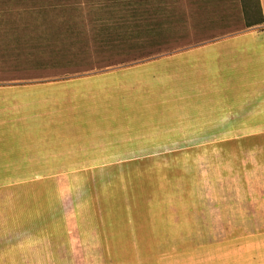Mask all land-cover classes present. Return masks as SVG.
<instances>
[{
    "label": "rangeland",
    "instance_id": "obj_1",
    "mask_svg": "<svg viewBox=\"0 0 264 264\" xmlns=\"http://www.w3.org/2000/svg\"><path fill=\"white\" fill-rule=\"evenodd\" d=\"M216 2L222 32L258 17L255 0ZM155 3L158 23L165 13L154 14ZM126 9L0 0V95L11 97L0 121H11L23 150L13 181L0 182V207L23 264H213L214 244L219 254L229 233L252 232L244 222L260 204L247 197L241 158L184 149L197 139L181 132L179 76L171 86L161 62L144 64L157 57L129 63L126 42L97 46L128 32L115 27ZM171 21L162 19L164 30ZM119 59L127 63L96 69Z\"/></svg>",
    "mask_w": 264,
    "mask_h": 264
},
{
    "label": "crops",
    "instance_id": "obj_2",
    "mask_svg": "<svg viewBox=\"0 0 264 264\" xmlns=\"http://www.w3.org/2000/svg\"><path fill=\"white\" fill-rule=\"evenodd\" d=\"M216 1L164 0L165 15L158 17H172V21L166 23L169 31L164 30V23L160 29L168 37H181L182 46L144 64L161 62L171 86L179 76L181 132L187 142L189 135L197 139L184 149L232 151L244 166L242 178L250 183L247 197L257 198L260 204L244 222V230L252 232L232 231L227 242L219 243V254L214 244L213 264H264V0H258L263 22L247 27L254 23L250 20L245 30L235 33L222 32L227 28L221 27L224 17L212 9ZM210 33L213 40L194 43L195 38ZM7 99L11 97L0 95L1 103ZM2 120L9 124L0 121V182H10L13 161H22L23 150L15 142L17 131L11 121ZM251 216L258 217L257 221ZM8 218L6 207H0V264H23L22 255L13 253ZM103 261L119 262L106 255Z\"/></svg>",
    "mask_w": 264,
    "mask_h": 264
},
{
    "label": "trees",
    "instance_id": "obj_3",
    "mask_svg": "<svg viewBox=\"0 0 264 264\" xmlns=\"http://www.w3.org/2000/svg\"><path fill=\"white\" fill-rule=\"evenodd\" d=\"M121 8L128 7L127 14L129 17L120 18L115 20V27L121 29H127L128 32L126 34H109L111 38L107 35L102 41L97 42V46H102L103 48H112L119 45H122L123 42H126V46L129 52V56H131V61L129 63H136L140 61H145L148 59H153L160 55L171 53L177 48L182 46L181 37H178L177 45L171 46L168 42V36L165 34L160 27L162 18H160L158 23L152 22L150 15L149 5L153 0H112ZM156 1V6L158 7L154 14L157 11H160L161 3L164 0H154ZM254 10L258 14V19L254 21L253 24L247 25V27H251L254 25H259L263 22L262 14L259 7L258 0H255ZM159 27V29H158ZM207 37V36H206ZM214 36H209V38L200 37L195 38L194 43H203L207 41L213 40ZM134 39L136 42H134ZM96 53V49H95ZM123 54V51L120 52V55ZM108 62V61H106ZM105 62V63H106ZM127 62L120 60L114 61L112 64L104 65L102 67H97L96 69L106 68L109 66H115L120 64H125ZM100 66V65H99ZM93 70V69H90ZM84 71H89L84 70ZM80 72H82L80 70Z\"/></svg>",
    "mask_w": 264,
    "mask_h": 264
}]
</instances>
